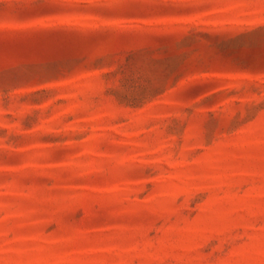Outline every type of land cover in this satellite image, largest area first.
Instances as JSON below:
<instances>
[{
    "label": "rangeland",
    "instance_id": "rangeland-1",
    "mask_svg": "<svg viewBox=\"0 0 264 264\" xmlns=\"http://www.w3.org/2000/svg\"><path fill=\"white\" fill-rule=\"evenodd\" d=\"M0 264H264V0H0Z\"/></svg>",
    "mask_w": 264,
    "mask_h": 264
}]
</instances>
